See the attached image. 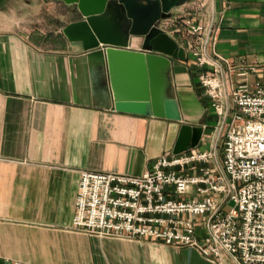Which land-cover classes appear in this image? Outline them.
<instances>
[{"label":"crops","instance_id":"1","mask_svg":"<svg viewBox=\"0 0 264 264\" xmlns=\"http://www.w3.org/2000/svg\"><path fill=\"white\" fill-rule=\"evenodd\" d=\"M36 1L0 0V264H218L193 249L74 232V202L81 171L142 175L173 155L182 125L202 128L200 148L221 159L223 133L180 22L204 24L207 53L235 69L243 61L253 69L248 84H264V0H185L158 24L185 54L170 58L169 72L181 122L117 112L102 47L84 51L63 35L77 18H64L71 7L59 0V28L25 25ZM138 43L123 49L139 51Z\"/></svg>","mask_w":264,"mask_h":264},{"label":"built area","instance_id":"2","mask_svg":"<svg viewBox=\"0 0 264 264\" xmlns=\"http://www.w3.org/2000/svg\"><path fill=\"white\" fill-rule=\"evenodd\" d=\"M180 26L195 40L188 51L223 133L221 159L199 146L161 156L139 176L81 171L71 230L193 249L218 264H264V84H248L253 69L243 61L235 69L209 55L204 24Z\"/></svg>","mask_w":264,"mask_h":264},{"label":"water","instance_id":"3","mask_svg":"<svg viewBox=\"0 0 264 264\" xmlns=\"http://www.w3.org/2000/svg\"><path fill=\"white\" fill-rule=\"evenodd\" d=\"M59 1L77 18L63 28V35L80 42L84 51L102 47L117 112L181 122L170 96L169 72L170 58L184 60L185 54L158 24L170 19L185 0ZM132 39L139 41V51L123 49ZM201 137L202 128L182 125L172 154L201 146Z\"/></svg>","mask_w":264,"mask_h":264},{"label":"rangeland","instance_id":"4","mask_svg":"<svg viewBox=\"0 0 264 264\" xmlns=\"http://www.w3.org/2000/svg\"><path fill=\"white\" fill-rule=\"evenodd\" d=\"M26 1L32 4L34 0H26ZM53 2H54L53 0H40L39 6L36 4L35 7L34 6L31 7L30 11H27L25 13V18H24L25 25L27 26L29 25L32 28H37L46 34L52 31L55 27L59 28L60 25H62V23L61 22L56 23L55 20L52 19V17L56 15L55 13L56 9L54 8V6H52ZM48 3H51V5H48ZM70 12H71L70 8L66 9L63 7L61 9V13L64 14L63 16L64 18H66L65 16L66 13L71 15Z\"/></svg>","mask_w":264,"mask_h":264},{"label":"bare ground","instance_id":"5","mask_svg":"<svg viewBox=\"0 0 264 264\" xmlns=\"http://www.w3.org/2000/svg\"><path fill=\"white\" fill-rule=\"evenodd\" d=\"M98 23L102 26V24L100 22H98Z\"/></svg>","mask_w":264,"mask_h":264}]
</instances>
